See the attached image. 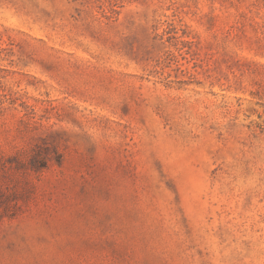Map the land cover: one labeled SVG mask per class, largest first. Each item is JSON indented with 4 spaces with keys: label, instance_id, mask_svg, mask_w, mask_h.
I'll list each match as a JSON object with an SVG mask.
<instances>
[{
    "label": "rangeland",
    "instance_id": "1",
    "mask_svg": "<svg viewBox=\"0 0 264 264\" xmlns=\"http://www.w3.org/2000/svg\"><path fill=\"white\" fill-rule=\"evenodd\" d=\"M0 264H264V0H0Z\"/></svg>",
    "mask_w": 264,
    "mask_h": 264
}]
</instances>
